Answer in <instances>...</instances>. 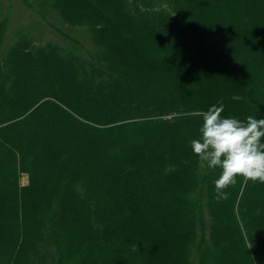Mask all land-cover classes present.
<instances>
[{
	"label": "trees",
	"instance_id": "16d2710c",
	"mask_svg": "<svg viewBox=\"0 0 264 264\" xmlns=\"http://www.w3.org/2000/svg\"><path fill=\"white\" fill-rule=\"evenodd\" d=\"M37 1L45 19L59 0ZM77 1L97 14L89 27L94 40L105 21L115 36L107 34L109 57L96 46L91 51L100 49L101 56L85 57L87 65L101 61L90 72L94 79L84 80L80 56L70 55L76 79L62 88L68 94L73 84L66 98L85 109L75 110L80 122L61 93L56 104L41 102V78L30 92L32 71L54 66L56 55L67 58L70 42L43 46L33 25L8 32L0 0V264H29L30 247L47 239L46 220L55 249L70 263L264 264V184L237 178L228 198L217 202L219 170L200 169L190 148L200 113L217 101L223 100L225 117L264 118V0ZM120 42L129 53L140 49L143 77L133 64L124 66ZM123 76L138 85L132 96L117 98ZM47 109L52 118L38 154V139L24 148L23 134L43 127L33 121ZM52 128L71 137H49ZM51 145L55 152L46 153ZM80 153L88 158L78 164ZM24 164L34 184L18 199ZM12 237L18 245L8 242Z\"/></svg>",
	"mask_w": 264,
	"mask_h": 264
},
{
	"label": "rangeland",
	"instance_id": "374dc122",
	"mask_svg": "<svg viewBox=\"0 0 264 264\" xmlns=\"http://www.w3.org/2000/svg\"><path fill=\"white\" fill-rule=\"evenodd\" d=\"M2 1H3L2 2L3 5L6 6L7 8V13L9 14L8 32L12 33L17 28L23 27L24 25H33L34 32L36 34L42 33L41 34L42 39L40 40L39 43H41V45L43 46H46V43L52 42V41L58 42L61 46H64L66 43L70 42V45L72 46V48L70 49V51H68L70 54L69 53L67 54L69 55L67 58L58 57L56 55V57L54 58L52 62L54 66L52 65L49 66V64L46 62V65L44 66L43 70L39 69L40 70L39 71L38 69H34L31 73L32 78L29 79V82L30 84H32L30 89L36 86L35 84L38 83V78H41L42 83H45L44 89L42 92L43 93L42 95L44 96V98L42 99L41 102H44L45 100H49L53 102V104H56L58 96H60V93H61V97L64 99V102H66V105L64 106H67L69 111L75 116V118L76 117L79 118V120L77 121L80 122L82 120V117L78 115L77 112L83 113L85 109H81L82 111L80 110V112L77 111L76 109L72 107L71 102L66 98V95L71 96L72 91H74L73 84H69L71 91L68 94H67L66 89L64 90V88H62L64 85L67 84V82L72 83V81L76 79L74 78L75 77L74 75L72 77L71 73L73 72L70 71V65H71L70 55H72V53H75L76 55L80 56V59L76 58V61L79 64V71L82 72L84 80L86 79V76L88 74H89L90 79H94L91 76L90 72L98 70L101 64V61L96 59L94 60L93 65H90V63H88L87 65L85 63V57L91 54L101 56L100 49H102V54L104 53L106 54V57L110 56L108 54L109 53L108 35L109 36L111 35V32L109 31L113 29V26L107 21H105L102 29L100 30V33H97L98 35L95 34L97 39L94 40L93 32L90 30L89 27H90V24L93 22V20L97 19L96 17L97 14L92 8H89V6H86V5L84 6V4L82 5L81 1L79 3L77 0H72V3L69 4L66 1L59 0L56 2V6H54V8L51 9V14H49L50 15L49 17L45 18V16L43 15L45 19H43L42 12L38 9L37 0H25L27 4L24 2V0H2ZM63 2L67 3L68 5V11H64V15H63L64 17H62L61 15L62 4H64ZM95 4L96 3H94V5ZM118 11H119V8L115 10V12H118ZM63 18L67 21V23L63 21ZM135 23L138 25H141L139 22H135ZM111 38L115 39V36L111 35ZM92 40L94 44L92 43ZM95 46L100 48L98 52L91 51ZM107 46H108V49L106 50ZM127 50H128V47L126 46L125 43L120 42L118 44V51L123 57V58L120 57V59L124 61V66L130 65L131 67L135 66L139 68V75H140L139 77H143L146 73V71L144 72L145 69H144L143 61L142 60L139 61L136 58V55L140 53V49H132L130 53ZM118 56H119V53H118ZM172 66L176 69V65H172ZM55 71L57 72L56 75L54 74ZM156 78L158 80L159 78L161 79L162 76L156 75ZM121 79H122L121 88H120L121 90L117 98H120L122 96H126V97L132 96L133 91L135 90V87L136 85H138V83L132 85L130 83V78H127L125 76H123ZM81 84L82 82H76V87ZM152 89L154 90V88ZM261 90L262 89L260 88V91ZM33 91L34 90L31 89L30 92H33ZM84 93H85L84 97H88L89 92L84 91ZM140 99L141 97H138V100ZM121 106H122L121 112H123L125 109H127L129 104L123 103ZM51 118L52 117L49 114L48 109L45 111H42L40 114L36 116L35 120L33 121V124L42 125L43 127H39L38 129H35L34 127H32L31 130L24 131L23 137L26 141L24 148L28 145V143L30 144V141L32 143L33 141L38 139L36 143H38L37 145L38 154H40L43 143H41L39 138H42L43 140L45 135L48 134L45 129V124H48ZM52 133L57 134L58 139L61 142L71 137V132L67 129L58 130L54 128L53 131L49 133L48 136L50 137ZM57 142H54L55 143L54 145H56ZM54 145L47 147L46 153H48L49 151L55 152ZM43 148H46V147H43ZM13 149L14 147H12V150ZM43 151L44 150H42V152ZM25 156L27 157V160H29V157L27 156V154H25ZM76 157H77L78 164H81L83 161H85L88 158L81 153L78 154ZM30 162H31V170H32L34 168V164L32 163V161ZM29 166L28 168H26L24 164V167L21 169L22 172L19 173L18 190L21 191L19 192L21 195L18 194V199H20V196H22L23 198L26 188L29 185L34 184V179H32V171L29 170ZM24 168H26L25 171H23ZM1 170L2 168H0V171ZM104 178L108 179V177H104ZM48 222L49 220H46V224L42 227V230L47 235L46 236L47 239H45L44 245L41 242L42 244H40L39 248L30 247V250L25 254L26 255L25 258L27 259V262L29 264H76V263L62 261V258H63L62 255L59 253L57 248L55 249L56 235H53V231L51 230L50 227H48ZM11 230H13V228H11ZM21 233H22V230H21ZM44 233L42 237L44 236ZM71 237L73 241L76 240L75 234L71 233ZM8 242H10L11 244L18 245L14 237L10 238ZM43 253L45 256H48L49 258L53 254H55L57 256V259L52 261L51 258L47 259L46 257H42ZM263 261H264V257H263ZM21 263L25 264L24 262H21Z\"/></svg>",
	"mask_w": 264,
	"mask_h": 264
},
{
	"label": "clouds",
	"instance_id": "9594fccd",
	"mask_svg": "<svg viewBox=\"0 0 264 264\" xmlns=\"http://www.w3.org/2000/svg\"><path fill=\"white\" fill-rule=\"evenodd\" d=\"M242 99L232 96L233 101ZM224 111L223 100L202 111L198 136L190 141L198 167L219 170L214 181L217 202L228 198L226 189L234 186L237 178L264 184V118L249 115L241 120L225 117Z\"/></svg>",
	"mask_w": 264,
	"mask_h": 264
}]
</instances>
